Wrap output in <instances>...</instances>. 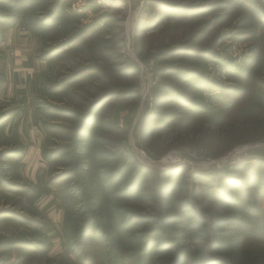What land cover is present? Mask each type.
<instances>
[{
    "label": "rangeland",
    "instance_id": "obj_1",
    "mask_svg": "<svg viewBox=\"0 0 264 264\" xmlns=\"http://www.w3.org/2000/svg\"><path fill=\"white\" fill-rule=\"evenodd\" d=\"M258 7L263 0H20L17 20L0 23V211L18 215L0 217V264H80L82 238L70 236L86 218L115 246L123 241L119 256L139 247L118 243L111 223L98 221L101 191L111 215H147V196L174 178L167 172H181L188 192L210 189L239 165L263 178ZM4 151L18 156L8 161ZM115 165L139 178L143 201L100 177ZM11 181L28 189L10 191ZM247 202L262 220L261 201ZM33 238L43 240L39 253L21 246Z\"/></svg>",
    "mask_w": 264,
    "mask_h": 264
},
{
    "label": "trees",
    "instance_id": "obj_2",
    "mask_svg": "<svg viewBox=\"0 0 264 264\" xmlns=\"http://www.w3.org/2000/svg\"><path fill=\"white\" fill-rule=\"evenodd\" d=\"M19 1L6 0L7 4H0L6 6V13H0V23L7 24L10 19H14V22L17 20L14 12L19 7ZM22 3L27 5L26 2ZM259 9L260 15L263 16L264 7ZM25 20L26 24L28 23L25 27H29L30 30L36 29L34 16ZM64 47L68 46L64 44L62 47H55L52 53L57 54V50ZM45 58H48V55ZM103 102L102 99L91 106L90 118ZM88 109L89 107L83 114H86ZM69 115H74L80 120L83 118L82 115L72 111H69ZM5 120L3 115H0V126ZM104 153L105 151H100L99 155H103L107 161H110L108 163H111L114 160L112 154L108 151L105 155ZM3 155L9 161L17 157L18 153L8 154V151H4ZM258 165L264 166V162ZM125 170L124 166L115 165L100 174V177L113 181L109 184V188H117L121 197L130 200L138 198L143 201V190L137 186L139 178L131 177L130 172L126 174ZM240 170H242L241 165L230 173H225L224 176L215 177L211 180L215 185L203 192L195 190L188 192L185 188L186 183L181 180V172H167L174 178L164 180V186L158 193L147 196L148 202L145 204V209L149 211L147 215L131 210L122 216L111 215V207L108 204L102 205L108 194H103L104 191H101L100 195H104V201L94 210L99 215L98 221L111 223V233L115 234L118 243L119 237H122L126 241L129 239L127 244L139 245V247L135 249L129 247L124 256H119L124 246L123 241L119 246H115L110 242L107 231L98 222L86 218L83 220L85 223L81 225L82 229L75 225L76 235L70 236L74 237L73 241L78 237L82 238L81 250L83 249L84 254L80 264H92L93 261L97 264H264V218L260 220L259 215L254 216L247 202L249 199L255 202L259 200L260 208L264 206V177L259 176L258 172H254L255 170L243 172ZM194 177L202 181L208 179L201 174ZM119 179H121L120 183H118ZM4 186L13 192L28 189L27 186H21L14 181ZM192 194L194 200L199 199L198 203L188 201V196ZM89 206L94 207L92 204ZM120 212L123 213L122 210ZM245 214L251 217L248 218ZM9 215L18 219V215L5 210L0 211V217ZM252 221L257 222L254 224ZM137 225L144 226L135 230ZM42 242L43 240L36 238L20 240L21 246L28 245L35 250L38 247L37 253L45 247L42 246ZM3 243L5 242H0ZM10 244L17 246L18 241H10ZM76 252L78 253V248Z\"/></svg>",
    "mask_w": 264,
    "mask_h": 264
},
{
    "label": "crops",
    "instance_id": "obj_3",
    "mask_svg": "<svg viewBox=\"0 0 264 264\" xmlns=\"http://www.w3.org/2000/svg\"><path fill=\"white\" fill-rule=\"evenodd\" d=\"M17 94V93H16Z\"/></svg>",
    "mask_w": 264,
    "mask_h": 264
}]
</instances>
